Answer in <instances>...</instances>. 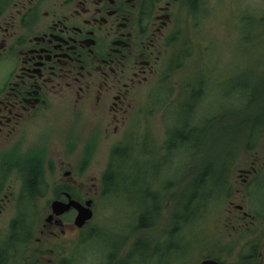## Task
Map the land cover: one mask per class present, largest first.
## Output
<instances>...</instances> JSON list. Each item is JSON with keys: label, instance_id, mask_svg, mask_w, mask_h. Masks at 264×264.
<instances>
[{"label": "rangeland", "instance_id": "1", "mask_svg": "<svg viewBox=\"0 0 264 264\" xmlns=\"http://www.w3.org/2000/svg\"><path fill=\"white\" fill-rule=\"evenodd\" d=\"M202 3L201 29L192 33L186 23L188 56H182L184 37L178 34L153 87L138 91L119 138V132L104 134L91 111L59 104L51 120L32 129L19 146L20 155H43L46 191L34 200L38 227L68 180L74 198L92 201L89 229L79 230L83 243L67 247L69 263L62 252L60 264H103L136 213L148 212L149 200L157 201L153 225L134 234L138 241L149 238L151 249L133 264H198L206 255L224 264H259V250L264 258V0ZM184 84L198 97L188 88L186 93ZM185 102L192 104L191 111ZM259 119L263 125L251 132ZM116 156L123 157L120 167L103 177ZM66 170L70 177L62 176ZM102 185L115 189L102 195ZM235 204L253 216V223L239 230L236 214L228 212ZM14 208L9 207L10 216ZM72 217H62V239L74 234ZM172 236L184 256L169 251L164 257L162 247L177 245ZM124 240L120 258L132 238ZM51 246L44 243V255ZM249 248L254 249L251 260Z\"/></svg>", "mask_w": 264, "mask_h": 264}, {"label": "flooded vegetation", "instance_id": "2", "mask_svg": "<svg viewBox=\"0 0 264 264\" xmlns=\"http://www.w3.org/2000/svg\"><path fill=\"white\" fill-rule=\"evenodd\" d=\"M203 5L202 0H0V264H60L62 252L67 261L66 248L83 243L85 237L79 230L89 229L92 219L81 227L74 226L73 208L48 218L49 205L45 223L37 226L34 200L43 192V155H20L19 150L30 131L38 129L45 119L51 120L53 111L62 104L80 112L91 111L104 134L119 132V138L138 91L153 87L178 34L184 37L182 56H188L186 23L190 22L188 29L192 33L201 29ZM184 87L187 93V84ZM188 89L191 97H198L196 89ZM185 108L191 111L192 104L185 102ZM28 160L37 162L39 168L31 192L24 181ZM69 175V171H63V177ZM69 181L52 201L66 202L68 196L79 201ZM111 189L115 187L102 185L101 194L107 195ZM12 204L15 208L10 216ZM231 211L236 214L237 230L253 223V216L242 205H232V210L228 209ZM68 213L73 214L74 234L62 239V217ZM151 217L140 223L136 213L118 248L108 254L103 264H133V259L146 256L151 249L150 239L135 240L134 233L149 231ZM44 233L45 241L52 244L47 255L43 253ZM126 236L132 240L127 245L129 250L124 251L125 258H120L118 252L121 247L123 250ZM172 238L177 245L162 247L164 257L169 251L184 256L181 251L185 249ZM253 256L254 249L249 248L246 258L251 260ZM257 256L259 264H264L260 250ZM203 260L224 264L209 255L198 264Z\"/></svg>", "mask_w": 264, "mask_h": 264}, {"label": "trees", "instance_id": "3", "mask_svg": "<svg viewBox=\"0 0 264 264\" xmlns=\"http://www.w3.org/2000/svg\"><path fill=\"white\" fill-rule=\"evenodd\" d=\"M164 86H165V83H164ZM164 86H161V90L166 88ZM158 92L156 94H158ZM159 93H161V91ZM260 122H261V120L259 119V120L255 121L253 123V125H252L253 129H252L251 132L255 131L256 129H259L263 125V122L262 123H260ZM86 148H88V147H86ZM84 154L85 155H83V158H84V162H86L87 158H89V151H85ZM122 158H123L122 156H116L113 159V160H116L114 165L111 164L113 160L109 161L110 163L108 164V166H107V168H106V170H105V172L103 174V177H105V176L107 177L108 174H110L109 173L110 171L112 172L113 170H117L120 167L119 165L122 163V161H121ZM204 168L205 167H203V169ZM24 169H25V172H24L25 185L27 186L28 192H31L32 191L31 189L34 186V183H35L37 175H38V169H39L38 168V163L35 162V161L28 160L26 162V165H25ZM40 179H41L42 187H43V192H42V195H43L45 190H46V187H45V184L43 182L42 177ZM149 202H150V204H148L149 205V210H148L147 213L145 212L142 215H140V223H143L144 222L143 220L147 219L148 217H151L152 215H154L155 211H157V206H156L157 204L155 203L157 201L149 200ZM186 210H187V208H186ZM191 216H192V213H191ZM191 216H190V218H191Z\"/></svg>", "mask_w": 264, "mask_h": 264}, {"label": "water", "instance_id": "4", "mask_svg": "<svg viewBox=\"0 0 264 264\" xmlns=\"http://www.w3.org/2000/svg\"><path fill=\"white\" fill-rule=\"evenodd\" d=\"M91 204V200H86L84 203H80L79 201L70 198V196H68V200L66 202L54 200L50 204L51 214L48 216V218H51L52 216H60L64 212L73 208L76 211V214L73 219V225L76 227H81L86 221H88L92 217ZM200 264L220 263L214 260H203Z\"/></svg>", "mask_w": 264, "mask_h": 264}]
</instances>
